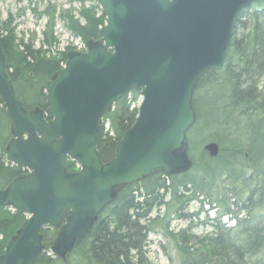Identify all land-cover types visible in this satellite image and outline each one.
Returning a JSON list of instances; mask_svg holds the SVG:
<instances>
[{"label":"water","instance_id":"1","mask_svg":"<svg viewBox=\"0 0 264 264\" xmlns=\"http://www.w3.org/2000/svg\"><path fill=\"white\" fill-rule=\"evenodd\" d=\"M259 0H100L107 23L87 52H69L49 81L47 115L27 112L15 97L0 45V97L13 139L11 161L28 171L0 190V207L28 217L0 264H34L46 228L62 230L53 253L67 257L94 227L118 190L156 171L186 173L192 166L187 134L196 122L193 97L207 72L223 67L238 15ZM141 90L139 115L103 164L97 152L105 113ZM204 151L217 158L220 146ZM80 171L67 172L63 160Z\"/></svg>","mask_w":264,"mask_h":264},{"label":"trees","instance_id":"2","mask_svg":"<svg viewBox=\"0 0 264 264\" xmlns=\"http://www.w3.org/2000/svg\"><path fill=\"white\" fill-rule=\"evenodd\" d=\"M80 2L83 7L79 16L68 11L59 20L84 45L100 41L101 29L107 23L100 0H90L88 6L85 0ZM55 14L45 13L50 23L40 48L33 41H19L10 21L0 23L7 73L16 99L27 112L47 113V85L66 66L68 53L76 51L72 47L59 50ZM140 100L141 90H133L103 116L97 138L103 164L114 160L119 144L135 124ZM193 109L196 123L188 132L192 161L188 172L169 176L156 171L147 179L119 189L115 201L102 211L65 261L48 254L59 229H43V249L34 264H152L147 249L149 236L159 225L164 226L161 235L176 251L170 264H264V0L238 15L226 61L222 68L207 72L199 80ZM202 124L227 128L228 134L216 131L213 140H250L245 145L233 140L234 147L229 149L221 143L217 158H210L203 150L197 160L190 133ZM243 127L247 128L246 134L241 133ZM12 136L0 97V190L29 174L9 157L7 148ZM63 164L67 172H79L77 163L67 157ZM192 203L210 205L218 212L217 217L200 222L199 213L189 212ZM173 218L189 222V226L173 231ZM224 218L233 221L234 226L223 225ZM27 219L8 205L0 207V257ZM195 221L211 231L206 235L196 233Z\"/></svg>","mask_w":264,"mask_h":264},{"label":"rangeland","instance_id":"3","mask_svg":"<svg viewBox=\"0 0 264 264\" xmlns=\"http://www.w3.org/2000/svg\"><path fill=\"white\" fill-rule=\"evenodd\" d=\"M80 1L81 0H0V23L10 21L19 41H24L25 43L33 41L36 48H40L44 40V32L50 23V19L45 13L47 11H55L54 33L60 42L58 47L59 50L65 51L68 47H72L76 50L75 52L84 53V50L88 49L87 45H84L80 40L73 38L64 28L61 20H59V17L68 11L75 16H79V12L83 7ZM85 1L86 6L91 4L90 0ZM216 115L218 118L221 117L220 113ZM226 129L227 128L218 125L213 126V124H209L208 127H205V125L202 124L195 131L190 133V138L196 148L195 156L197 160L201 156V151L204 150L203 147L208 143H219L220 147H222V143L226 149H229V147H234L235 141L233 142V140H236L238 144L242 145L249 142L250 139H218V141H216L217 139H212V134L216 133V131L223 136L228 134L229 132L226 131ZM242 132L243 134H246L247 128L243 127L241 133ZM230 141H232V143ZM187 144H190L188 134ZM200 144H202L201 147H199ZM189 212L191 214L199 213L201 215L200 222L206 221L207 218H215L218 215L215 208H212L208 204L201 205L198 203H192ZM153 217H155V215ZM194 224L196 225L195 232L198 234L206 235L211 231L210 228H206L205 226H198V221H195ZM222 224L227 225L228 227L234 226V222L229 218L222 219ZM188 226L189 222L173 218L170 229L173 231H179ZM163 229L164 226L159 225L155 227L154 232L149 236V245L147 249L152 264H170V257L176 256V251L172 247V244L161 235ZM61 230L62 227L59 228V233ZM54 243L48 253L52 256L55 255L53 253ZM66 259L67 257L63 258L64 261Z\"/></svg>","mask_w":264,"mask_h":264},{"label":"flooded vegetation","instance_id":"4","mask_svg":"<svg viewBox=\"0 0 264 264\" xmlns=\"http://www.w3.org/2000/svg\"><path fill=\"white\" fill-rule=\"evenodd\" d=\"M44 119H45L47 122H51V119H50V117L47 115V113L44 114Z\"/></svg>","mask_w":264,"mask_h":264}]
</instances>
